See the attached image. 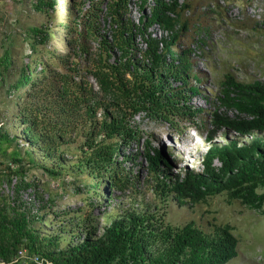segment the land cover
Listing matches in <instances>:
<instances>
[{
	"label": "trees",
	"instance_id": "1",
	"mask_svg": "<svg viewBox=\"0 0 264 264\" xmlns=\"http://www.w3.org/2000/svg\"><path fill=\"white\" fill-rule=\"evenodd\" d=\"M127 1L69 0L66 18L53 24L57 1L36 0L33 16L43 20L18 21L20 31L0 40V158L7 161L5 170L8 163L17 165L16 194L30 185L21 178L25 162L39 166V154L50 162L42 165L50 176L70 165L85 185L89 181L94 196L105 180L113 191L109 199L125 196L103 217L108 224L101 233L90 212L51 213L52 197L43 204L36 195L40 204L33 208L16 196L8 208L0 206V264H229L241 240L234 221L212 215L200 224L182 214L221 198L233 211L264 215V83L228 72L219 82L218 107L208 116L207 142L221 129L240 137L211 143L202 172L188 170L183 177L164 174L160 156L147 148L150 196L136 189L137 177L126 165L131 156L122 152L141 140L136 118L177 129L182 121L193 123L201 110L190 102L199 92L192 51L176 48L186 4L153 0L146 14L148 0H141L140 26L124 17ZM152 25L161 28L160 38L146 32ZM56 27L64 33L62 49L48 46ZM138 35L143 48L135 43ZM9 120L21 128L25 159L17 147L8 152L17 145Z\"/></svg>",
	"mask_w": 264,
	"mask_h": 264
},
{
	"label": "rangeland",
	"instance_id": "2",
	"mask_svg": "<svg viewBox=\"0 0 264 264\" xmlns=\"http://www.w3.org/2000/svg\"><path fill=\"white\" fill-rule=\"evenodd\" d=\"M56 1L57 4L52 12L53 24H59L61 20H64L68 12L69 0ZM140 1H127L124 17L130 19L135 25H140L139 19L142 14L139 8ZM177 1L186 4L181 11V20L186 21V26L179 33L176 48L189 47L192 51L193 74L199 78L197 82L193 80V84L199 88V92L191 97L190 102L193 110L200 109L201 112L193 123L182 121L176 125L177 129H173L168 122L151 121L142 115L136 118L141 140L132 143L129 147H122V152L132 157L126 165L131 174L137 177L136 189L146 193L147 197L150 196V189L146 186L150 182L146 158L147 148L151 154L156 151L155 155L160 156L162 163L159 168L163 169L166 175L183 177L188 170L202 172L201 161L203 150L206 149H201L208 144L207 137L212 129L208 116L210 117L211 112L218 107L216 96L219 93V82L223 75L228 72L242 81L258 80L264 83V0ZM35 2L36 0H0V40L9 33L20 31L18 21L43 20V15L33 16ZM152 2L154 1L148 0V5L144 9L146 14L149 13ZM49 14L45 17L47 22H49ZM105 26L107 29V24ZM54 30L55 41L51 40L48 46L51 48V45L57 44V47L62 49L61 38L64 33L58 27ZM146 32L157 38L162 35V30L157 25L150 26ZM135 43L143 48L140 35L136 36ZM90 82L94 83V80L90 78ZM3 108L0 98V112ZM229 113L232 115L231 112ZM9 122L8 133L10 136L16 135L18 146L12 143L13 148L8 152L17 147L25 159L26 143L20 136L21 128L15 126L13 120ZM226 137L239 138L240 136L221 129L211 143L223 144ZM248 139H251V136L239 140L247 142ZM35 157L39 166L25 162V172L21 178L30 185L21 188L18 194L15 187L20 181V176L13 173L17 165L8 163L10 169L5 170L7 161L5 158H0V206L8 208L17 196L18 200L27 202L35 208L37 204H40L38 199H35L36 195L42 199L43 204L52 197L55 206L49 209L51 213L78 209L82 211V214L90 212L99 222V233H101L103 227L108 224L103 217L110 212L113 213L125 200V196L115 197L116 200L109 199L108 194L113 195V191L105 180L100 185V195L96 197L90 189L89 181L85 185L83 176L74 175L73 170H69L70 165L66 167L68 171L63 169L59 172L60 175L50 176L42 169V165L51 166L50 162L42 160L39 154H35ZM162 157H166L170 165L164 164ZM118 161H121V157H118ZM216 165H219L218 162ZM117 195H119L118 192ZM171 206L175 204L172 203ZM212 215H215L217 219L225 217L231 224V221H234L239 229L241 240L237 248L238 255L229 264H264V215L253 209L233 211L230 207H226L221 198H215L209 206L198 207L192 212L183 213L180 218L193 217L202 224L205 221L203 217ZM51 218L52 216L48 215L45 221H50ZM45 227L51 228L48 224Z\"/></svg>",
	"mask_w": 264,
	"mask_h": 264
},
{
	"label": "clouds",
	"instance_id": "3",
	"mask_svg": "<svg viewBox=\"0 0 264 264\" xmlns=\"http://www.w3.org/2000/svg\"><path fill=\"white\" fill-rule=\"evenodd\" d=\"M210 145H211V143L208 142V144L206 145V147L201 149V150L206 149V150H203V153H204V154L207 153V151H208ZM204 154H203V156H204ZM203 156H202V159H203ZM199 157H200V156H199ZM201 164H202V161H201Z\"/></svg>",
	"mask_w": 264,
	"mask_h": 264
},
{
	"label": "built area",
	"instance_id": "4",
	"mask_svg": "<svg viewBox=\"0 0 264 264\" xmlns=\"http://www.w3.org/2000/svg\"><path fill=\"white\" fill-rule=\"evenodd\" d=\"M19 255L20 256L24 255V251L23 250L19 251Z\"/></svg>",
	"mask_w": 264,
	"mask_h": 264
}]
</instances>
